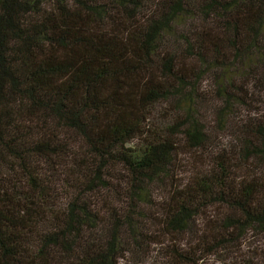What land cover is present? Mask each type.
Wrapping results in <instances>:
<instances>
[{
	"label": "trees",
	"instance_id": "1",
	"mask_svg": "<svg viewBox=\"0 0 264 264\" xmlns=\"http://www.w3.org/2000/svg\"><path fill=\"white\" fill-rule=\"evenodd\" d=\"M0 264H264V0H0Z\"/></svg>",
	"mask_w": 264,
	"mask_h": 264
}]
</instances>
